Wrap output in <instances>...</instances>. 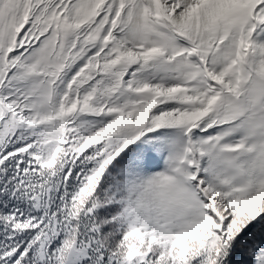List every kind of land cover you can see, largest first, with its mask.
I'll return each instance as SVG.
<instances>
[{
  "label": "snow or ice",
  "instance_id": "1",
  "mask_svg": "<svg viewBox=\"0 0 264 264\" xmlns=\"http://www.w3.org/2000/svg\"><path fill=\"white\" fill-rule=\"evenodd\" d=\"M0 264H264V0H0Z\"/></svg>",
  "mask_w": 264,
  "mask_h": 264
}]
</instances>
